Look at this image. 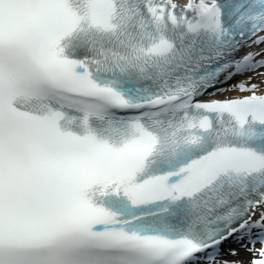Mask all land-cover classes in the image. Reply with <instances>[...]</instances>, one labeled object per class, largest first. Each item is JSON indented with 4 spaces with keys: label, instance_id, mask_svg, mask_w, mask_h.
<instances>
[{
    "label": "snow or ice",
    "instance_id": "obj_1",
    "mask_svg": "<svg viewBox=\"0 0 264 264\" xmlns=\"http://www.w3.org/2000/svg\"><path fill=\"white\" fill-rule=\"evenodd\" d=\"M230 239L264 264V0H0V264Z\"/></svg>",
    "mask_w": 264,
    "mask_h": 264
},
{
    "label": "bare ground",
    "instance_id": "obj_2",
    "mask_svg": "<svg viewBox=\"0 0 264 264\" xmlns=\"http://www.w3.org/2000/svg\"><path fill=\"white\" fill-rule=\"evenodd\" d=\"M175 1H181V0H175ZM184 1V0H183ZM257 81H259L260 77L255 78ZM247 93H242V92H235V91H223V92H216L213 97L214 98H226V97H235V96H241V95H246ZM257 215H259V212H257ZM244 253L240 252L237 253L236 256H243ZM247 260V258H246ZM245 260V261H246Z\"/></svg>",
    "mask_w": 264,
    "mask_h": 264
},
{
    "label": "rangeland",
    "instance_id": "obj_3",
    "mask_svg": "<svg viewBox=\"0 0 264 264\" xmlns=\"http://www.w3.org/2000/svg\"><path fill=\"white\" fill-rule=\"evenodd\" d=\"M228 260H236V261H239L240 264H251V255L249 254L247 256L246 262L244 261L245 260L244 257H237L236 255L235 256H230V258Z\"/></svg>",
    "mask_w": 264,
    "mask_h": 264
}]
</instances>
